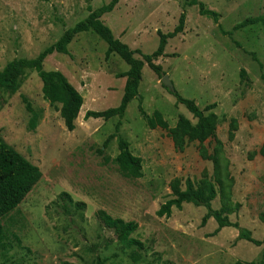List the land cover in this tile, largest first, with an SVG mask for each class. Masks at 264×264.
I'll use <instances>...</instances> for the list:
<instances>
[{"label":"rangeland","instance_id":"1","mask_svg":"<svg viewBox=\"0 0 264 264\" xmlns=\"http://www.w3.org/2000/svg\"><path fill=\"white\" fill-rule=\"evenodd\" d=\"M190 1L121 0L102 21L116 39L151 55L159 46L158 32L172 33L186 13L184 33L168 41L165 55L154 64L175 91L201 110L216 104V139L205 148L212 154L216 141L222 142L233 181L225 200L217 188L212 208L227 207L232 223L264 241V158L254 156L264 145V31L256 26L228 37L219 28L230 32L242 21L264 15V0H199L219 15V25L201 17L198 7L188 6ZM110 2L0 0V71L14 60L37 58L86 19L89 7L96 10ZM68 50L69 55L48 57L44 70L64 74L84 98L81 112L119 107L126 78L118 76L129 66L116 54L106 59L108 45L93 32L77 35ZM250 54L256 55L262 69ZM164 77L146 64L139 96L123 119L79 117L74 132L65 127L61 105L56 108L44 99L35 72L25 74L16 93L0 88V136L43 175L18 210L1 220L6 240L0 264H96L98 259L105 264H132L130 251L121 248L114 232L98 219L99 211L139 225L133 237L146 248L139 264L261 263L264 246L240 240L238 230L218 231L213 219L202 227L205 208L184 204L181 211L173 209L169 219L157 216L161 206L174 198L175 188L184 191L188 179L199 187L203 181H213L214 175V165L201 158L198 143L180 151L166 131L150 130L143 120L139 106L149 116L160 112L170 128L180 117L197 123L184 106L176 104L162 83ZM23 98L40 115L35 131L29 128L32 116ZM112 135L116 138L105 148ZM120 138L142 159V179H125L115 165L105 164L104 157L113 160L119 155ZM78 203L85 208L77 209Z\"/></svg>","mask_w":264,"mask_h":264},{"label":"trees","instance_id":"2","mask_svg":"<svg viewBox=\"0 0 264 264\" xmlns=\"http://www.w3.org/2000/svg\"><path fill=\"white\" fill-rule=\"evenodd\" d=\"M120 1L121 0H111L109 4L96 10L89 7V15L86 19L77 23L73 28L66 30L58 42L41 52L37 58L17 59L7 64V66L0 71V88L11 93H16L21 86L22 78L25 74L27 72H35L42 81L44 99L49 102L51 106L56 107L57 105H61L59 113L64 121L65 127L69 132H74L76 129L75 122L78 120V116L84 105V98L63 73L59 71H45L44 63L47 58L53 54L69 55L68 48L77 35L93 32L108 45L106 59L116 54L129 66V70L118 76V78H126L124 94L119 107L103 112L88 111L85 114L84 120L102 119L104 121H109L113 118L123 119L130 103L139 96L144 66L147 64L159 78L165 76L162 68L155 65L154 62L165 55V49L169 40L184 33L186 13H182L178 26L172 33L163 34L158 32L159 46L157 50L151 55H145L139 50H132L128 45L116 39L111 29L102 21L104 16L112 13L116 9ZM188 6L198 7L201 17L209 18L214 24L219 25V15L214 11L208 10L203 2L191 0ZM56 20L65 27V23L61 18L56 17ZM256 26H260L264 31V15L248 18L235 25L230 32L223 30L220 25L219 28L222 36L232 37L235 32ZM235 44L237 47L241 48L239 43ZM136 55L141 56L142 59H136ZM250 55L262 69L263 66L259 63L256 55ZM261 78L264 82V74H262ZM169 93L175 97L177 105L184 106L187 111L193 115L197 123L193 124L185 117H180L176 126L170 128L160 112L155 111L149 116L143 108L139 106L143 120L150 130L161 129L166 131L175 147L180 151H182L187 144L198 143L201 158L204 161L213 163L214 175L213 181H203L199 187H196L195 184L188 179L184 191L175 188L174 198L168 200L161 206L157 212V216L169 219L172 217L173 209L181 211L184 204H192L195 207L205 208L207 210L206 215L202 219V227H205L208 222L213 219L218 224V231L224 228H234L238 230L240 240L252 243L257 247L264 246V241L255 240L250 231L241 228L239 224L232 223L229 220L226 213L230 212V210L227 207L224 206L218 211L212 208V203L218 197L217 188H219V192L225 200L229 195L227 191L231 188V183L233 181L229 171L230 162L224 154L222 142L216 141V146L212 154L205 148L207 142L216 139L219 123L217 115L213 112L216 109V104L207 106L204 110H201L195 101L183 98L177 91H169ZM23 102L26 105L27 111L32 116L29 128L31 131H35L39 125L40 115L33 109L32 104L26 98H23ZM119 129L120 124L116 127L117 131ZM115 138V135L110 136L104 143V147H108L109 143ZM118 147L120 151L119 155L113 160L109 157H104L105 164L112 163L115 165L120 175L125 179H142L144 176L142 159L136 157L130 151V145L124 139H119ZM98 153L103 155V151H98ZM257 155L264 158V145L259 152L254 153V156ZM42 176V172L37 166L33 165L13 147L9 146L0 136V253L5 247L6 240V232L1 220L18 210L19 206L41 181ZM62 197L70 199L69 195L66 193H63ZM75 206L77 209L85 208V205L81 203ZM97 216L108 230L114 232L116 240L121 248L130 251L129 258L131 263H141L146 248L144 243L133 237L138 231L139 225L135 222L114 219L104 211H99ZM94 250L95 248L92 249L93 252ZM96 264H105V261L98 259ZM260 264H264V251L263 260Z\"/></svg>","mask_w":264,"mask_h":264},{"label":"water","instance_id":"3","mask_svg":"<svg viewBox=\"0 0 264 264\" xmlns=\"http://www.w3.org/2000/svg\"><path fill=\"white\" fill-rule=\"evenodd\" d=\"M162 83H163V85L166 86L171 92L174 91V86H173V84L170 82L169 77L165 76V77L162 79Z\"/></svg>","mask_w":264,"mask_h":264},{"label":"crops","instance_id":"4","mask_svg":"<svg viewBox=\"0 0 264 264\" xmlns=\"http://www.w3.org/2000/svg\"><path fill=\"white\" fill-rule=\"evenodd\" d=\"M86 113H85V110L84 111H80V114H79V116H78V119H79V117L81 118V117H85L84 115H85Z\"/></svg>","mask_w":264,"mask_h":264}]
</instances>
